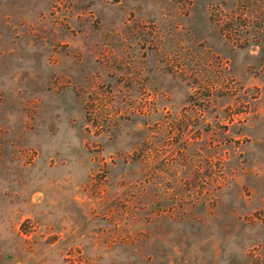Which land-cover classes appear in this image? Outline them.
I'll list each match as a JSON object with an SVG mask.
<instances>
[{
	"label": "rangeland",
	"instance_id": "rangeland-1",
	"mask_svg": "<svg viewBox=\"0 0 264 264\" xmlns=\"http://www.w3.org/2000/svg\"><path fill=\"white\" fill-rule=\"evenodd\" d=\"M264 0H0V264H264Z\"/></svg>",
	"mask_w": 264,
	"mask_h": 264
},
{
	"label": "trees",
	"instance_id": "trees-1",
	"mask_svg": "<svg viewBox=\"0 0 264 264\" xmlns=\"http://www.w3.org/2000/svg\"><path fill=\"white\" fill-rule=\"evenodd\" d=\"M249 26L252 30V35L259 41L264 39V4L262 6L256 5L255 9L250 10Z\"/></svg>",
	"mask_w": 264,
	"mask_h": 264
}]
</instances>
